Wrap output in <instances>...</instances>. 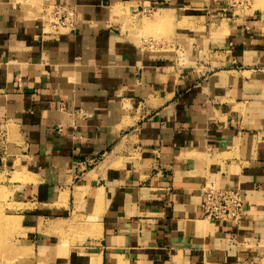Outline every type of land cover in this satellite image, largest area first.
Segmentation results:
<instances>
[{
    "label": "crops",
    "instance_id": "obj_1",
    "mask_svg": "<svg viewBox=\"0 0 264 264\" xmlns=\"http://www.w3.org/2000/svg\"><path fill=\"white\" fill-rule=\"evenodd\" d=\"M58 3L75 28L44 34ZM203 184L238 189L241 218H205ZM3 188L31 250L9 264H264V14L0 0Z\"/></svg>",
    "mask_w": 264,
    "mask_h": 264
},
{
    "label": "built area",
    "instance_id": "obj_2",
    "mask_svg": "<svg viewBox=\"0 0 264 264\" xmlns=\"http://www.w3.org/2000/svg\"><path fill=\"white\" fill-rule=\"evenodd\" d=\"M39 19L42 33L59 35L74 30L78 15L74 5L58 3L43 11ZM201 192V208L205 218L235 222L241 218L243 199L238 189L203 184Z\"/></svg>",
    "mask_w": 264,
    "mask_h": 264
},
{
    "label": "rangeland",
    "instance_id": "obj_3",
    "mask_svg": "<svg viewBox=\"0 0 264 264\" xmlns=\"http://www.w3.org/2000/svg\"><path fill=\"white\" fill-rule=\"evenodd\" d=\"M230 3L231 6L239 8L240 12H250L257 11L264 14V0H225ZM32 2L29 6L34 5ZM16 176V175H14ZM10 191L7 189H0V260L3 264H9L11 261L21 260L22 262H27L29 258L30 248L21 249L16 251L13 248L12 235L14 230H16L17 224L15 222L9 221L10 218L7 216L9 213L8 209L11 205L8 203ZM71 237L78 236L79 232L75 231L70 233ZM22 245H25L23 243ZM12 248V249H11Z\"/></svg>",
    "mask_w": 264,
    "mask_h": 264
}]
</instances>
